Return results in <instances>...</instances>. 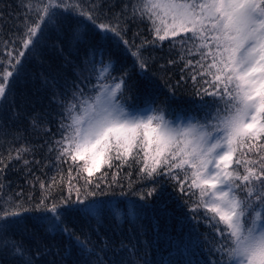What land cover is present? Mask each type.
Segmentation results:
<instances>
[{
	"label": "snow or ice",
	"instance_id": "6c2138e0",
	"mask_svg": "<svg viewBox=\"0 0 264 264\" xmlns=\"http://www.w3.org/2000/svg\"><path fill=\"white\" fill-rule=\"evenodd\" d=\"M19 6L23 21L17 28L22 31L3 41L6 50L9 46L12 50L7 51L10 60L0 81V101L7 98L23 58L38 46L45 31L71 16L77 26L69 37L70 47L91 42L85 24L90 22L94 35L100 34L101 40L122 43L141 71L147 69L142 51L148 45L155 46L159 41L162 47L168 41L175 49L178 43L180 54L168 65H184L180 81L191 79L198 85L197 111L203 115L158 109L150 96L138 104H129L124 97L130 88L127 70L120 76L113 75L115 63L104 59L103 45L93 47L87 61L92 75L84 78L88 82L73 81L70 90L65 81L64 90L53 93L50 102L58 109L59 138H49L41 145L55 153L58 168L69 165L70 177L74 171L79 179L87 177L86 194L81 197L80 188H76L73 199L74 185L69 183V195L49 203L48 190L41 181V199L34 207L5 200L9 208L18 210L5 208L0 213V255L17 264H35L31 250L12 234L13 226L30 211L44 214L37 219L47 223L48 233H62L69 239L73 235L65 223L68 212L102 224L107 210L117 227L125 221L135 224L136 210L141 205L131 202L128 212L122 213L119 208H106L105 202L97 199L108 195L119 183L116 174L112 183L103 188L104 181L92 179L97 172L108 175L101 172L102 165L122 168L131 160L141 165L139 179L153 184L160 178L172 181L176 191L187 198L184 203H190L193 219L203 220L213 230L210 253L214 259L210 264H264V0H132L131 11L125 4L109 23L98 22L104 4L97 0H20ZM137 19L148 22L154 39L133 48L125 39L126 21ZM81 25H85L84 31ZM45 83L56 86L55 80ZM49 124L47 120L41 124L38 116L30 120L38 135L48 136ZM15 151L16 155L9 152L7 159L0 155V173L14 160H22L25 167L32 163L24 155L34 152V146ZM114 161L121 163L114 165ZM51 187L49 184L48 189ZM159 194L156 186L133 193L141 201ZM74 239L79 254L86 257L84 264H142L132 259L138 249L135 244L129 246L131 242L121 240L114 247L115 241H107L97 252L94 246L89 247L87 238ZM106 252L112 256L101 255ZM68 255L70 250H66L65 258Z\"/></svg>",
	"mask_w": 264,
	"mask_h": 264
},
{
	"label": "trees",
	"instance_id": "16d2710c",
	"mask_svg": "<svg viewBox=\"0 0 264 264\" xmlns=\"http://www.w3.org/2000/svg\"><path fill=\"white\" fill-rule=\"evenodd\" d=\"M97 2L104 4L98 17L100 23H109V19L120 13L125 4L129 5L131 11L132 0H97ZM19 4L20 0H0V62H2L0 81L10 60L7 51L12 50L11 46L6 50L3 41L11 40L13 34L22 31L17 28V25L23 21V9ZM85 24L91 42L77 44L74 47L69 46L68 40L72 30L77 26L75 18L67 16L57 25L47 29L38 46L23 58L18 76L12 79L7 98L0 101V125L5 126L0 128V155L7 159L9 152L15 156V150L22 146L35 148L34 152L24 155V159L32 161L27 167L22 160H14L0 173V213L5 208L10 211L18 210L9 208L5 200H8L9 204L12 200L23 202L25 208L38 204L42 195L41 181L48 190L49 203L52 200L59 202L61 197L68 196L69 183L74 185L71 191L73 199L76 197V188H80L81 197L86 194L84 186L87 177L79 179L75 171L70 177L69 165L65 164L58 168L55 153H49L47 145L43 147L41 145L49 138H59L56 123L59 119L56 115L58 109L50 102L53 93L62 92L65 81L68 82L70 90L73 81L88 82L84 78L92 75L90 71L92 66L87 61L93 47L103 45L104 59H111L115 63L116 70L113 75L120 76L127 70V84L130 88L125 91L124 97L129 104H138L144 101L146 96H150L154 100L153 106L158 109H165L170 113L203 115V112L197 111L200 103L196 96L198 85H194L191 79L180 81V69L184 66L182 63L168 65L170 59L175 60L180 54L178 43L175 49L168 41L163 42L162 47L159 46V41L155 46L148 45L142 51L147 61V69L141 71L122 43L118 44L115 39L101 40L100 34L94 35V26L90 22ZM80 27L82 31L85 30V25ZM121 27H125V23H121ZM126 27L125 39L133 44V48L144 40L154 39L146 21L127 20ZM15 47L18 49L19 43ZM13 55L18 53L14 52ZM99 58L97 56V60ZM12 62L14 63V60ZM77 65L79 67H76ZM161 65H165V68H161ZM52 80L56 82L55 87L51 83H45ZM92 82L94 83L95 80L93 79ZM14 116L17 118H13ZM32 116L40 117L41 124L45 120L50 122L51 132L48 136L38 135L32 129L30 125ZM120 163L114 161V165ZM140 166L131 160L122 168L109 169L106 165H102L101 172L108 175L101 176V173L97 172L92 177L93 182L104 181L101 184L103 188L105 184L112 183L113 175L116 174L115 180L119 183L113 185L108 195L97 199L105 202L106 208H119L122 213L128 212L132 207L131 202L141 205L136 210L138 219L135 224L125 221L117 227L107 210L103 214L102 224H97L94 219L90 220L75 212H68L65 223L72 230L73 235V239H69L62 233H48L47 223L37 219L44 214L30 211L13 226L12 234L17 241H22L31 250L35 264H84L86 257L79 254L74 239L76 236L81 239L87 238L89 247L94 246L97 252L107 241H115L114 247H118L121 240L125 244L131 242L129 246L135 244L138 249L132 259L140 260L142 264L143 262L210 264L214 259V255L210 253L214 240L213 230L203 220L197 222L193 219V214L189 212L190 203H184L187 198L176 191L172 181L160 178L153 184L151 181L139 179L137 174ZM49 184L52 185L50 189H48ZM153 186L160 189V194L147 201H141L137 195H133ZM121 192L127 195L122 196ZM29 196L32 197L30 201ZM181 237L183 243L180 242ZM171 241L175 243H170ZM66 250H70V255L65 258ZM37 252L40 253L39 256ZM101 255L110 258L112 253L106 252ZM0 264H17V262L6 255H0Z\"/></svg>",
	"mask_w": 264,
	"mask_h": 264
}]
</instances>
